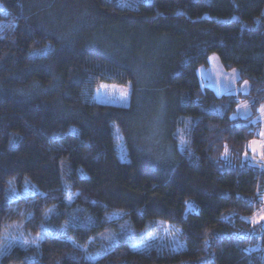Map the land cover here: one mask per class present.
Listing matches in <instances>:
<instances>
[{"label": "trees", "instance_id": "16d2710c", "mask_svg": "<svg viewBox=\"0 0 264 264\" xmlns=\"http://www.w3.org/2000/svg\"><path fill=\"white\" fill-rule=\"evenodd\" d=\"M213 56L248 93L203 83ZM263 107L264 0H0V264H264ZM156 222L184 248L135 250Z\"/></svg>", "mask_w": 264, "mask_h": 264}, {"label": "rangeland", "instance_id": "374dc122", "mask_svg": "<svg viewBox=\"0 0 264 264\" xmlns=\"http://www.w3.org/2000/svg\"><path fill=\"white\" fill-rule=\"evenodd\" d=\"M225 71L230 73L233 71L235 72L236 70L233 71L225 70ZM102 85L105 87H102ZM124 90H127L126 99L122 95V92ZM94 97L96 101L102 104H107L116 107H128L131 102V86L130 85L120 86V85L102 83L96 89ZM259 119L263 121V127L259 131L260 135H258V138L253 139L250 142L249 147L252 156L259 159H264V135H262V133H264V112L260 113ZM118 140H119V150L121 151V157H122L121 159L123 161H126L127 159L125 158L126 155L125 146L121 138H119ZM262 216H264V208H260L255 213V215L249 220L258 221L259 223H261L262 221H264V219H261ZM23 228H24L23 224L11 225L5 237V244L7 249L11 248L14 245H19L21 247H25L27 245L29 246L32 244L35 245V242H38V240L40 241L41 239L40 235L37 236L35 235L33 237L30 235V233L29 234L26 233ZM133 248L138 251L146 250L149 248H162V249H170L176 252L182 250L184 248V244L181 240L180 231L176 230L167 223L156 222V227L153 233L150 234L144 242L133 246ZM2 252L3 253L7 252L5 247H2Z\"/></svg>", "mask_w": 264, "mask_h": 264}, {"label": "crops", "instance_id": "0c3cea01", "mask_svg": "<svg viewBox=\"0 0 264 264\" xmlns=\"http://www.w3.org/2000/svg\"><path fill=\"white\" fill-rule=\"evenodd\" d=\"M203 83L211 88L218 96L246 94L250 90L248 83L238 84L240 76L236 71L226 72L219 59L215 56L211 58L208 68H201L198 71ZM264 108V107H263ZM260 112H262L260 110ZM252 115L248 104H241L237 108L235 118L246 119Z\"/></svg>", "mask_w": 264, "mask_h": 264}, {"label": "snow or ice", "instance_id": "6c2138e0", "mask_svg": "<svg viewBox=\"0 0 264 264\" xmlns=\"http://www.w3.org/2000/svg\"><path fill=\"white\" fill-rule=\"evenodd\" d=\"M102 87H105L102 85ZM122 95L124 96V98L126 99L127 98V90H124L122 92ZM262 112H264V108L261 109ZM262 135H264V133H262ZM261 219H264V216L261 217Z\"/></svg>", "mask_w": 264, "mask_h": 264}]
</instances>
